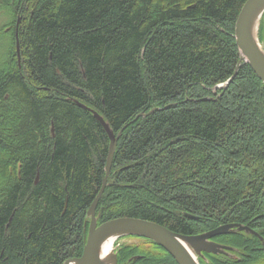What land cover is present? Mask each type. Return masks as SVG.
Masks as SVG:
<instances>
[{"label": "trees", "instance_id": "obj_1", "mask_svg": "<svg viewBox=\"0 0 264 264\" xmlns=\"http://www.w3.org/2000/svg\"><path fill=\"white\" fill-rule=\"evenodd\" d=\"M245 1L0 0V264L82 253L109 138L77 103L122 129L98 224L133 217L184 235L241 224L257 235L216 236L232 250L199 263L264 264V84L240 61L217 87L240 60ZM127 238L117 264H177Z\"/></svg>", "mask_w": 264, "mask_h": 264}, {"label": "water", "instance_id": "obj_2", "mask_svg": "<svg viewBox=\"0 0 264 264\" xmlns=\"http://www.w3.org/2000/svg\"><path fill=\"white\" fill-rule=\"evenodd\" d=\"M258 8H260V15L258 18L260 21L264 13V0H246L238 13L234 27V38L240 60L233 76L225 83L224 88L236 74L240 66V61L249 64L252 71L264 84V46L259 43L257 37L259 21L256 29H252V19ZM16 52L19 58L18 41H16ZM77 104L83 109L90 111L94 118L100 123L109 138V146L106 157L105 176L102 179V184L97 195L87 210L89 225L82 253L77 258L65 260L63 264H69L70 262H75V264H102L100 259V247L103 241L109 236H116V239L128 235L144 237L162 247L171 255L177 264H199L197 258L202 255V252L219 254L224 253V249H229L228 247L212 242L210 240L211 238L221 234L234 233L236 231H245L246 233L257 235V233L248 226L241 224H224L205 233L183 235L173 232L155 222L133 217H120L97 225L95 209L106 186L116 142L122 129L115 135L102 116L96 111L91 110L81 103ZM155 110H159V108H153L149 113ZM111 263L117 264L116 255L113 252L111 254Z\"/></svg>", "mask_w": 264, "mask_h": 264}, {"label": "bare ground", "instance_id": "obj_3", "mask_svg": "<svg viewBox=\"0 0 264 264\" xmlns=\"http://www.w3.org/2000/svg\"><path fill=\"white\" fill-rule=\"evenodd\" d=\"M259 15H260V8H258L256 10V12H255V14L253 16V19H252V29H254V30L256 29V27L258 25ZM16 28H17V25H16ZM16 28H15V35H16ZM225 83L224 84H220L217 87L218 88H224ZM115 241H116V236H109L108 238H106L103 241V243H102V245L100 247V259H101L102 264H112L111 263V254H112V248L114 246ZM69 264H75V262H70Z\"/></svg>", "mask_w": 264, "mask_h": 264}, {"label": "rangeland", "instance_id": "obj_4", "mask_svg": "<svg viewBox=\"0 0 264 264\" xmlns=\"http://www.w3.org/2000/svg\"><path fill=\"white\" fill-rule=\"evenodd\" d=\"M7 20H6V17L5 16H3L1 13H0V26L1 25H3V24H5V22H6ZM135 242V240L133 239H130V238H122L121 240H120V242L122 243V242H126V243H132V242ZM113 249H114V246H113Z\"/></svg>", "mask_w": 264, "mask_h": 264}]
</instances>
